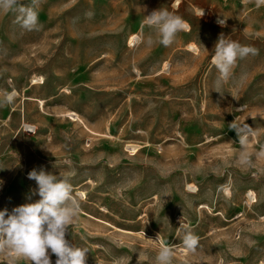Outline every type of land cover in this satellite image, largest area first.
Returning <instances> with one entry per match:
<instances>
[{"label":"rangeland","instance_id":"obj_1","mask_svg":"<svg viewBox=\"0 0 264 264\" xmlns=\"http://www.w3.org/2000/svg\"><path fill=\"white\" fill-rule=\"evenodd\" d=\"M160 8L188 25L167 47L143 24ZM38 11L32 31L0 12V98L16 93L0 107V211L40 199L33 169L60 172L79 205L66 239L86 264H156L165 245L172 264H264V5L41 0ZM221 34L256 50L227 81L211 64Z\"/></svg>","mask_w":264,"mask_h":264},{"label":"clouds","instance_id":"obj_2","mask_svg":"<svg viewBox=\"0 0 264 264\" xmlns=\"http://www.w3.org/2000/svg\"><path fill=\"white\" fill-rule=\"evenodd\" d=\"M40 4L41 0H30L29 4H24L23 0H0V12L14 13L16 23L24 30H37ZM256 4L264 5V0H256ZM143 24L156 30L159 44L165 47L173 43L178 32L188 27L180 16L161 8L145 16ZM147 42L153 41L149 38ZM250 54L255 55L256 50L221 34L211 55V64L218 71L219 79L227 81L237 61ZM15 98L14 91L4 93L0 107L13 104ZM231 129L236 131L240 144L245 145L246 137L240 134L242 129L235 124H231ZM241 162H248L244 153ZM28 178L36 181L40 199L15 207L10 214L7 209L0 211V254L9 257V264H16L20 258L30 264H52L50 254L57 257L55 264H86L88 250L66 239L79 212L69 178L60 172L56 175L35 169L28 173ZM198 243L199 238L191 232L182 238V245L190 251H194ZM172 256V247L165 245L158 251L156 264H172Z\"/></svg>","mask_w":264,"mask_h":264},{"label":"bare ground","instance_id":"obj_3","mask_svg":"<svg viewBox=\"0 0 264 264\" xmlns=\"http://www.w3.org/2000/svg\"><path fill=\"white\" fill-rule=\"evenodd\" d=\"M36 80H38V78H35ZM35 83V82H34Z\"/></svg>","mask_w":264,"mask_h":264}]
</instances>
